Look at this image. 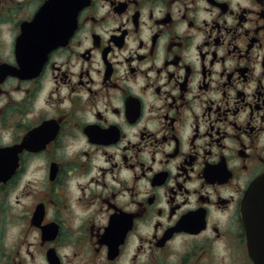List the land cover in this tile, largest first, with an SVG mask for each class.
I'll return each instance as SVG.
<instances>
[{"label":"flooded vegetation","instance_id":"obj_1","mask_svg":"<svg viewBox=\"0 0 264 264\" xmlns=\"http://www.w3.org/2000/svg\"><path fill=\"white\" fill-rule=\"evenodd\" d=\"M264 0H0V264H255Z\"/></svg>","mask_w":264,"mask_h":264},{"label":"water","instance_id":"obj_2","mask_svg":"<svg viewBox=\"0 0 264 264\" xmlns=\"http://www.w3.org/2000/svg\"><path fill=\"white\" fill-rule=\"evenodd\" d=\"M243 208L249 255L255 264H264V175L247 191Z\"/></svg>","mask_w":264,"mask_h":264}]
</instances>
